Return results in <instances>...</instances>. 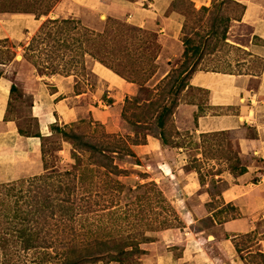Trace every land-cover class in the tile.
<instances>
[{
	"label": "trees",
	"instance_id": "1",
	"mask_svg": "<svg viewBox=\"0 0 264 264\" xmlns=\"http://www.w3.org/2000/svg\"><path fill=\"white\" fill-rule=\"evenodd\" d=\"M177 1H171L168 11L175 10ZM189 1L204 10L213 2L209 0L201 4ZM228 1L240 7V14L236 18L240 19L245 5L237 0ZM56 2L58 0H0V11L27 12L39 18L47 15ZM224 35L225 32L222 33L223 38ZM15 40L0 38V43L7 48L0 50V55H3V50L11 52L8 48L10 42H13L12 47L20 46L21 60L23 64L31 66L30 71L37 82V75L43 74H74L76 78L92 75L89 63L98 60L126 80L139 83L147 91L162 86L158 96L147 98L144 106L148 113L155 114L161 128V142L168 143L163 127L174 111L168 95H175L184 87L192 88L189 79L197 69V61L193 57L199 46L193 44L189 36L184 37V50L178 55L177 49L176 52L171 49V46L176 45L173 37L117 17L108 15L101 18L100 12L83 6V13L78 16H48L27 41ZM163 60H166V69L160 67ZM154 77L160 78L159 83L150 88ZM78 82L76 79V84ZM51 87L54 92L56 88ZM200 89L209 92L206 88ZM19 90L18 85L12 82L9 92L11 98ZM75 92L81 91L76 89ZM10 100L4 120H7ZM48 126L51 133L47 135L42 134L39 128L30 132L17 127L21 135L40 137L43 171L0 183V264H90L105 257H116L114 251L120 248L111 241L98 237L79 238L76 226L79 220L96 211L97 206H109L119 198L124 187L119 175L126 169H121L115 162V154L124 152L136 156L135 152L115 133L106 132L101 139L92 140L75 130L72 124L60 125L54 121ZM225 130L236 133L237 138L255 135L253 127L247 125ZM250 131L252 134H247ZM210 133L200 134L205 136ZM58 139L72 143L75 162L70 165L53 163L59 158L60 145H55L60 142ZM145 142L146 138L134 143ZM91 166L96 167V170ZM245 169L246 165L241 164L238 173ZM200 182L203 187L201 177ZM139 185L153 188L155 200L160 201L162 198L156 182ZM107 195L108 199L105 198ZM105 200V203H101ZM224 207L234 208L230 204ZM139 235L140 240L136 243L150 239L148 235ZM53 253L57 255L56 258ZM259 256L264 264V253L259 252ZM103 263L110 264L108 260Z\"/></svg>",
	"mask_w": 264,
	"mask_h": 264
},
{
	"label": "rangeland",
	"instance_id": "2",
	"mask_svg": "<svg viewBox=\"0 0 264 264\" xmlns=\"http://www.w3.org/2000/svg\"><path fill=\"white\" fill-rule=\"evenodd\" d=\"M174 8L183 14V25L185 24V27L183 28L182 26L179 37H173L176 40V45L171 46V49H174L175 52L177 49V53L180 55L184 50L183 39L189 36L191 42L199 46L197 54L193 57L194 61H197L196 71L208 70L237 73L259 67L260 59L250 57V52L245 48L250 33V26L239 22L240 19H236L240 14V7L234 2L213 0L212 4L204 10L202 7L191 4L189 0H178ZM81 13H83V5L73 0H58L47 15H42L37 19L42 22L48 16H78ZM229 16L230 18H227ZM105 17V15H101V18ZM36 30L31 29L27 33L28 29L26 28V34L22 38L10 39L13 41H16L15 39L17 41H27ZM223 32H225L224 38L222 37ZM12 45L13 42L8 45L11 52L7 53V51L3 50V55H0L1 75L10 82V85L15 82L20 89L19 92L12 94V98L9 94L8 100L10 98L11 100L9 102L7 120L14 121L16 127L20 126L25 131H37L38 128L40 130V119L35 115L33 105L38 82L33 75L34 73L30 71L31 66L23 64L21 60L22 48L20 46L12 47ZM2 49L7 48L6 45L0 43V50ZM13 49L16 51L13 52ZM94 61L91 60L89 63L93 72L92 75L76 78L72 74L73 91L75 92L76 89H79L80 93L84 94L81 97L72 96L68 99L69 104L76 109V119L71 122H65L58 113L54 112L55 120L49 122L48 125L54 121H57L60 125L65 123L72 124L75 130L83 133L86 138H92V140L101 139L106 132L115 133L117 138L126 141L132 150L133 144H140L134 143L135 141H144L148 135L160 137L161 128L158 126L155 114L152 112L148 113L144 104L148 100L147 98L157 97L162 86L147 91L139 83L131 81L136 84L137 90L135 92L131 94L118 93L100 80V77L93 71L92 65ZM160 64L161 69H166V60H163ZM44 75L47 74L37 75L38 81L39 77ZM76 79L79 81L77 84ZM159 80L160 78L154 77L150 83L151 86L147 85L150 88L154 87L159 83ZM48 84L49 91L53 93L51 86H55L51 82H48ZM160 84L162 85V82ZM73 91L71 92L72 95L74 94ZM114 94L120 100L119 104H114L116 99L113 98ZM168 96H170L169 103L173 105L174 111L171 119L167 120L163 127L168 139L167 144L162 143L164 145L163 155L167 160L172 162L175 152L180 150L179 147L184 148L186 161L184 169L195 171L199 180L200 177L202 178L204 187L210 177L209 174L214 172L212 168L213 161L218 163L216 170H225L232 173H238L240 165L250 161L251 156L242 157L239 154L236 133H229L227 130L209 132L210 134L205 136H202L201 132L197 134L190 133V129L194 128L196 115L213 110L207 104L209 92L193 85L192 88L184 87L177 94H169ZM99 103L101 107L107 108L108 112L109 110L111 111V114L109 112L110 119L108 122L120 125L121 129L118 127L117 130L110 129L107 121L101 120L92 114L89 105H99ZM110 104L112 105L111 107ZM224 110L227 109H217V112H223ZM214 111L216 112V110ZM3 127L0 124V128ZM50 133L51 130L48 126V132L45 135ZM247 134L251 135L252 133L250 131ZM58 140L60 144L57 143L55 145H60L59 158H56L53 163L70 165V163L75 162L72 143L61 139ZM163 155L154 153L145 156H138L137 154L132 156L124 154V152L115 154V162L121 169H126V171H121L119 175V179L124 184L123 189L120 191L121 195L109 206H97L96 211H92L90 215H87V219L82 218L79 220L76 227L77 237L83 239H92L93 237L106 239L111 241L117 248H120V250L114 251V253H117L116 257H105L103 260L90 264H98L107 260L110 264H142L145 261L149 262L151 258H154V254L164 252L166 248L161 236V232L164 229H175L178 234L183 231V226L189 215L184 208L176 206L172 202V194L177 192L176 189L178 190L180 183L175 184L173 177L169 175L162 176L158 171L157 161ZM37 159H40V171L42 172V159L39 152L38 155L31 156L30 159L22 162L21 174L14 179L35 174L38 169ZM90 168L96 170L94 166ZM1 178L0 174V180ZM150 181L156 182L159 187L162 194L160 201L154 199L153 188L139 185V183L143 184ZM222 184L224 182L217 184V186L220 187ZM105 198L108 199V195ZM105 202L106 200L101 203ZM196 203L195 198L192 196L186 199L185 205L193 206ZM231 209L228 208L226 214L228 218L231 215H235V211ZM156 223L158 226H154ZM198 223L205 228L211 227L210 218L203 217ZM139 234L148 235L150 239L136 243L140 240L141 236ZM259 252L256 250L255 253L248 257V264H263ZM53 255L55 258L57 257L54 253Z\"/></svg>",
	"mask_w": 264,
	"mask_h": 264
},
{
	"label": "crops",
	"instance_id": "3",
	"mask_svg": "<svg viewBox=\"0 0 264 264\" xmlns=\"http://www.w3.org/2000/svg\"><path fill=\"white\" fill-rule=\"evenodd\" d=\"M73 1L101 15L117 17L174 38L179 37L183 26V14L177 10L168 11L172 0ZM192 1L205 4L209 0ZM237 1L245 5L239 22L250 26L245 48L250 52V57L260 59V65L237 73L195 71L190 77V84L209 90L207 104L213 110L199 113L190 133L251 126L254 136L238 138L239 154L242 157L251 156V159L244 163L246 169L242 173L216 170L218 163L213 161L214 172L209 174L205 187H202L196 172L184 169V148L179 147L180 150L175 152L170 162L163 155L164 145L155 135H148L145 143L133 144L138 156L163 155L157 161L158 171L162 176L173 177L175 184L180 183L177 192L172 194V202L184 208L189 215L179 234L172 228L161 232L166 246L164 252L154 254L153 259L142 264H248V257L256 250L264 253V0ZM40 22L32 13L0 12V38L20 39L26 34V28L28 33L31 29H37ZM92 68L100 80L118 93L131 94L137 90L135 83L97 60ZM48 82L56 87L55 92L49 91ZM73 87L72 74L55 73L39 77L33 110L40 119L42 134L48 132V123L55 120L54 112L65 122L76 119V109L68 99L84 94L74 92ZM9 92L10 82L1 76L0 124L4 127L0 128V182L19 177L22 162L40 152L39 136L21 135L14 121L4 120ZM116 97L114 94L113 98ZM119 101L116 98L114 104H119ZM100 105L90 104L89 108L95 117L108 122L111 111ZM217 109L227 110L217 112ZM107 125L112 130H117V127L121 129L120 125L111 122ZM36 164L38 173L41 169L40 159ZM221 182L224 184L218 187L217 184ZM192 196L197 203L185 205L186 199ZM228 204L235 211V215L229 218L226 217L228 207H224ZM203 217L211 219L210 228L198 223Z\"/></svg>",
	"mask_w": 264,
	"mask_h": 264
}]
</instances>
